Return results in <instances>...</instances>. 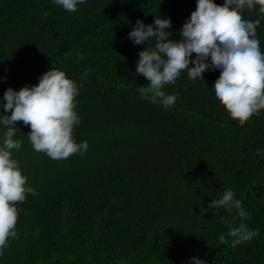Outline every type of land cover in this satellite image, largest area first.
I'll list each match as a JSON object with an SVG mask.
<instances>
[{
	"label": "trees",
	"instance_id": "16d2710c",
	"mask_svg": "<svg viewBox=\"0 0 264 264\" xmlns=\"http://www.w3.org/2000/svg\"><path fill=\"white\" fill-rule=\"evenodd\" d=\"M196 4L86 0L73 13L53 0H0V116L10 115L7 89L63 71L79 87L73 139L88 143L84 155L53 160L34 151L30 126L16 124L22 145L12 158L38 195L16 205L19 238H9L0 264H264V151L256 155L264 150V110L243 127L231 120L213 89L219 70L203 80L182 72L163 89L177 97L168 110L139 91L149 83L136 73L139 52L155 40L135 45L128 34L136 21L170 18L166 31L179 41ZM242 15L261 20L264 52L258 7ZM6 130L0 124V147ZM225 189L250 214L243 222L259 230L236 247L226 234L229 223L242 222L237 211L208 209Z\"/></svg>",
	"mask_w": 264,
	"mask_h": 264
},
{
	"label": "clouds",
	"instance_id": "9594fccd",
	"mask_svg": "<svg viewBox=\"0 0 264 264\" xmlns=\"http://www.w3.org/2000/svg\"><path fill=\"white\" fill-rule=\"evenodd\" d=\"M85 2L53 0L57 6L73 13L78 10V4ZM257 7L259 16L264 18V0H224L222 5L213 0H197L196 10L182 26L179 41L170 39L171 33L166 31L172 26L170 18L155 17L151 25L137 20L128 38L135 45L155 40L154 47L147 46L139 52L136 64V73L149 82L139 89L142 98L168 110L175 105L177 97L167 95L163 89L175 84L182 72L186 71L190 80H203L205 72L219 70L213 87L217 103L231 120L243 127L264 110V52L256 33L261 20H246L242 15L245 9L252 11ZM193 54L195 59H191ZM190 64L194 67H189ZM90 71L85 70L81 79H86ZM78 94V85L63 71L54 69L44 73L36 86H25L19 91L9 88L4 92L3 112L10 115L0 116V124L7 129L0 147V256L9 246V238H19L15 230L19 218L16 205L25 202L27 194L38 195L34 188L26 187L27 177L22 174L18 161L12 158V150L19 151L22 145V141L13 138L16 124L22 121L30 126L27 137L37 153L53 160L68 159L77 153L84 155L88 150L87 141L77 144L73 139L74 126L80 123L74 110ZM262 151L257 149L256 155ZM208 209H235L242 218L238 226L228 224L226 235L232 238V247L259 235L258 229L250 230L243 222L250 219V214L235 199L233 190L225 189ZM219 240L225 243V234ZM192 264L205 262L194 259Z\"/></svg>",
	"mask_w": 264,
	"mask_h": 264
}]
</instances>
